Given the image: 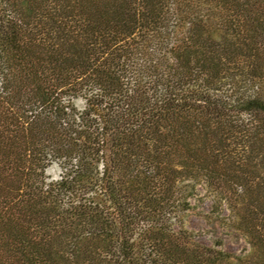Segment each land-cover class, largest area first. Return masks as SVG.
<instances>
[{"label":"trees","instance_id":"16d2710c","mask_svg":"<svg viewBox=\"0 0 264 264\" xmlns=\"http://www.w3.org/2000/svg\"><path fill=\"white\" fill-rule=\"evenodd\" d=\"M0 264H264V0H0Z\"/></svg>","mask_w":264,"mask_h":264},{"label":"rangeland","instance_id":"374dc122","mask_svg":"<svg viewBox=\"0 0 264 264\" xmlns=\"http://www.w3.org/2000/svg\"><path fill=\"white\" fill-rule=\"evenodd\" d=\"M51 172H55L54 169ZM195 209L191 211L187 219V227L194 231L197 235V239L205 244L212 243L215 235L222 237L223 247L231 252L238 251L242 247V242L236 239L235 236H227L220 229L216 228L213 231L211 225H209L204 219L203 215L208 211L209 201L206 199L200 201H194Z\"/></svg>","mask_w":264,"mask_h":264}]
</instances>
